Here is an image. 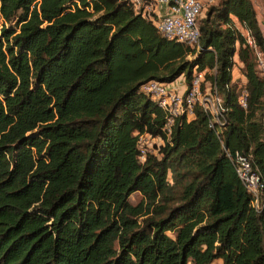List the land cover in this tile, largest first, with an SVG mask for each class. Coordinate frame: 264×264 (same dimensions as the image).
Returning a JSON list of instances; mask_svg holds the SVG:
<instances>
[{
	"label": "trees",
	"instance_id": "16d2710c",
	"mask_svg": "<svg viewBox=\"0 0 264 264\" xmlns=\"http://www.w3.org/2000/svg\"><path fill=\"white\" fill-rule=\"evenodd\" d=\"M198 31L197 49L166 40L124 0H0V264H264V195L251 209L224 152L264 186V78L243 31L263 54L264 35L250 0H217ZM193 70L224 125L195 107L165 138L139 87ZM134 132L162 139L141 163Z\"/></svg>",
	"mask_w": 264,
	"mask_h": 264
},
{
	"label": "built area",
	"instance_id": "2783aa9c",
	"mask_svg": "<svg viewBox=\"0 0 264 264\" xmlns=\"http://www.w3.org/2000/svg\"><path fill=\"white\" fill-rule=\"evenodd\" d=\"M134 13L150 21L158 34L166 40L183 43L192 48H198L199 31L198 17L205 6L213 0H124ZM247 45L254 57V67L264 78V54L255 46L246 31H243ZM203 72L193 70L188 86L183 90L176 86H168L166 82L148 80L142 83L139 91L147 96L163 114L161 132L169 138L172 127L178 118L189 120L194 115L195 107L207 116V126L219 129L224 125L221 96L211 91L208 85L202 86ZM239 85L237 103L241 108L246 107V90ZM204 85V84H203ZM137 160L141 163L147 154H155L156 148L162 144L158 136L146 132H134ZM238 180L250 195L249 206L255 211L262 209L260 200L264 195V186L248 160L240 157L237 152L230 156Z\"/></svg>",
	"mask_w": 264,
	"mask_h": 264
},
{
	"label": "rangeland",
	"instance_id": "374dc122",
	"mask_svg": "<svg viewBox=\"0 0 264 264\" xmlns=\"http://www.w3.org/2000/svg\"><path fill=\"white\" fill-rule=\"evenodd\" d=\"M216 2H217V0H213V2L211 4H208L207 6H205L199 17L204 16L206 8L208 6L213 5L214 3L216 4ZM250 2H251L253 9L255 11L256 18H257L258 24L260 26V29L264 35V0H250ZM234 60H236V59L234 58ZM234 63H235V66L233 67V76L236 77L239 74L240 75L239 79H242L239 68H236V67H238L237 61H234ZM239 79H237L238 82H240ZM182 80L183 79L181 77H178L175 80H173L172 82H169L167 85L168 86H177L178 84H180L182 82ZM205 85H207V84H204L203 86H205ZM128 200L132 204L136 203L139 200V194L138 193L131 194L128 197Z\"/></svg>",
	"mask_w": 264,
	"mask_h": 264
},
{
	"label": "crops",
	"instance_id": "0c3cea01",
	"mask_svg": "<svg viewBox=\"0 0 264 264\" xmlns=\"http://www.w3.org/2000/svg\"><path fill=\"white\" fill-rule=\"evenodd\" d=\"M255 15H256V14H255ZM235 61H236V60H235ZM238 66H239V64H238ZM236 68H237V67H236ZM239 76H240V75L238 74V76L234 77V76H233V69H232V71H231V80H232V81L237 80V79L240 78ZM179 77H181V78L183 79L182 76H179ZM241 77H242V75H241ZM239 81L242 82V81H243V77H242V79H239ZM176 87H177L180 91L183 90V88L185 87L184 79H183L182 82H181L180 84H178ZM218 263H219V262H215L214 264H218Z\"/></svg>",
	"mask_w": 264,
	"mask_h": 264
}]
</instances>
